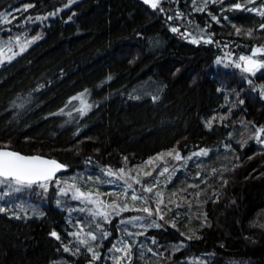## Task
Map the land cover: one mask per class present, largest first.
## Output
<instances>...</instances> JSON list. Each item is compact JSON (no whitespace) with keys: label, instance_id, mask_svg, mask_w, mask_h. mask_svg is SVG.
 Segmentation results:
<instances>
[{"label":"trees","instance_id":"1","mask_svg":"<svg viewBox=\"0 0 264 264\" xmlns=\"http://www.w3.org/2000/svg\"><path fill=\"white\" fill-rule=\"evenodd\" d=\"M246 8L264 0H0V148L64 165L49 191L31 189L37 212H0V264H116L121 241L132 248L119 264H264V66L239 60L264 46V16ZM202 149L149 193L159 227L111 215L108 237L89 240L94 261L70 234L97 221L58 178Z\"/></svg>","mask_w":264,"mask_h":264},{"label":"snow or ice","instance_id":"2","mask_svg":"<svg viewBox=\"0 0 264 264\" xmlns=\"http://www.w3.org/2000/svg\"><path fill=\"white\" fill-rule=\"evenodd\" d=\"M207 2V0H206ZM215 2V0H213ZM249 3H254V0H248ZM144 3L149 4L153 9H156L159 4L160 0H144ZM220 3H223V0H220ZM32 7L31 4H26L24 6V10L26 11L28 8ZM235 8H241L240 3H236L233 5ZM19 11V9H17ZM161 11L164 9L161 8ZM198 10H203L202 8H198ZM247 11H255L258 15L264 16V10H261L259 8L252 9V8H246ZM51 15H55V13H52ZM178 17L181 14H177ZM172 17H169L171 19ZM36 19H41L40 17H37ZM43 19H47V17H44ZM213 19H216L213 17ZM3 22L9 23L10 21L7 19V16H4ZM261 29H264V23L260 25ZM173 32L179 31L178 28L173 27L171 29ZM237 32H239V29H237ZM252 33L249 32L247 35H251ZM39 39V37H36ZM207 43H211V40L206 41ZM24 49L21 48V51ZM7 51L11 52V47H8ZM3 52V49H0V53ZM13 55H16L14 53ZM256 55L264 56V46L257 47L252 50V54L250 56H240L239 60L246 62L247 65H250L251 67L244 68L245 71H252L253 68H255L257 65L264 66V61H257L254 60L253 57ZM12 57H9V60ZM217 63H220L218 60ZM236 67H241L239 63L236 64ZM111 79V77H109ZM84 95V93L81 94L80 97H73L72 100H80L82 107L78 109L80 113L83 115L85 114L86 109L90 108V105H86L84 101L81 99V97ZM155 99V97H154ZM243 101H241L242 103ZM71 103V101H69ZM208 126H211V122H209ZM261 134H264V128H256L255 130V139L258 143L264 144V141H261L260 136ZM168 156L172 157L173 153L169 152L167 153ZM201 155H207V150L202 149L200 152L193 153L192 156L189 157H182L179 152L175 153V156L173 159L177 161L183 160L185 163H187V160L192 159L193 156L199 157ZM155 159L159 160L160 156L156 157ZM148 164H152L153 161L149 160L147 161ZM62 168H64V165L58 163L54 159H45L40 156H32V155H23L20 152L14 151L9 149L7 146H4L0 148V189H3V191H0V199H3L4 196H8L12 193H19L23 189H31L34 186L42 189L44 192L48 191V183L53 181L55 179V175L58 171H60ZM165 172H168V168L165 167L163 170L159 173V175H164ZM104 175L107 176H118L119 178H123L124 175V169H120L119 173L112 172L111 169H108L104 172ZM146 175H151V172L146 173ZM131 178V177H129ZM136 183H139V180L136 181ZM154 184L157 183V181L153 182ZM226 183V182H225ZM56 184L59 185L60 181L56 180ZM65 184L67 182L65 181ZM143 191L151 193L153 191L152 187L150 186H142ZM128 188H131V185H128ZM69 192H72L71 199L73 200H79L82 204L85 205H93L92 208L88 209L89 215L93 218V221H97L95 223V228L92 231L84 233V229L77 225V231L70 233L73 237L76 238L77 243L79 245H83L87 248V251L92 254V260L99 259V254L95 251L93 247L89 245V240L95 241L97 240V234H99L101 239H106L109 235V233L103 229L102 225L106 223H110V217L112 214L119 215L121 211L128 210V205L126 203L120 204L116 201L111 202L107 206L104 205L103 201H97L95 199H92L91 193H83L80 192L79 188H76L74 185H68L67 187H59V195L67 196ZM125 196L128 195V189L126 188L124 190ZM157 197L161 196V193H155ZM132 200H144L146 202L147 198L142 196H137L135 194V191L133 190L131 195ZM162 202V201H161ZM59 203V201L57 202ZM99 203V206L97 204ZM110 209V211L108 210ZM81 211H84V209H80ZM138 211H143L148 214V216L153 215V210L149 207H143L142 209H136ZM8 211L6 207L0 206V212ZM155 211L158 213L160 211L159 207L155 209ZM19 218V217H17ZM141 217H134L131 218L128 221H121V223H133L136 221H140ZM160 219H163V216H160ZM135 226V225H134ZM151 226L159 227V225H156L155 222H151ZM51 236L55 237L57 240L60 239V236L57 234V232L52 231ZM82 234L85 238H81ZM139 235H143V233H138ZM128 235H133L132 233H128ZM191 238V237H189ZM121 247H117L116 245H113V248L110 249V251H115L118 253H122V256L116 257V264H119V261L121 259H124L125 257L130 258L131 255V248L132 245L125 243L121 241ZM65 251H69L67 247L64 249ZM76 251H79V248L76 249ZM151 251V249H149ZM91 264V262H90Z\"/></svg>","mask_w":264,"mask_h":264},{"label":"rangeland","instance_id":"3","mask_svg":"<svg viewBox=\"0 0 264 264\" xmlns=\"http://www.w3.org/2000/svg\"><path fill=\"white\" fill-rule=\"evenodd\" d=\"M17 43V42H16ZM4 46L0 45V49H2ZM4 59V49L3 52L0 53V61ZM1 147H3L1 145ZM175 156V153H173V156L170 157L167 154L160 155V159H152L153 163L148 164L147 161L144 162L142 165L138 166H131L126 163L125 160H122L120 162V166L118 168H107L104 171L96 172V177L93 178H86L83 175H80L78 178H67V177H60L57 180L59 181H68L67 184L60 183L57 185L58 187H67L68 185H74L76 188H79L80 192H83L85 194L91 193L92 199L99 201H103L104 205L107 206L113 201H116L117 203L123 204L126 203L128 205V212H133L134 217H141L139 222L146 223L147 221H150L151 219L156 217L157 212L154 210V213L152 216H148L147 213L143 211H138L136 209H142L143 207H149L150 208V202H153L149 199V192L143 191L142 186H150L154 190L155 187L162 188V183L164 181H169L171 179V174L176 171L179 165L182 163H185L183 160L177 161L173 159ZM149 161V160H148ZM196 162V161H195ZM194 162V164H195ZM167 167L168 172H165L164 175H159V173L163 170V168ZM108 169H111L114 173H119L120 169H124V175L123 178H119L118 176H107L104 175V172ZM64 170V169H63ZM151 172V175H146V173ZM131 177V178H129ZM139 180V183H136V181ZM154 181H157V183H153ZM128 185H131V188H128ZM158 185V186H157ZM49 186V185H48ZM128 189V195L125 196V189ZM32 189V188H31ZM31 189H23L20 193L24 198L16 196V194L19 193H12L13 195H8L6 198L3 197V199H0V206L6 207L9 210H15L21 212L23 216L30 214H34L38 210V204L34 201H39L37 198H34L33 195H31L32 191ZM133 190L135 191V194L137 196L146 197V202L144 200H132L131 195ZM49 191V190H48ZM155 198H158L159 205L161 206V196L157 197L155 194H151ZM39 196V195H38ZM64 196V195H63ZM72 192H69L67 195L68 202H74L76 204L75 207H77V210L84 209V211L89 215L88 209L92 208L93 205H85L82 204L79 200H73L71 199ZM66 197V196H64ZM99 206V203L97 204ZM161 208V207H160ZM76 209V208H75ZM110 211V209H108ZM161 210V209H160ZM75 211V210H74ZM124 211H121L119 215H122ZM19 213V215H21ZM25 214V215H24ZM161 211H159V217L161 216ZM116 215V214H112ZM116 215V216H119ZM157 215V216H158ZM131 217V218H134ZM151 222V221H150Z\"/></svg>","mask_w":264,"mask_h":264},{"label":"water","instance_id":"4","mask_svg":"<svg viewBox=\"0 0 264 264\" xmlns=\"http://www.w3.org/2000/svg\"><path fill=\"white\" fill-rule=\"evenodd\" d=\"M254 60H255V59H254ZM242 66H243L244 68H246V67H251L250 65H247L246 62H244V61H243ZM258 67H260V65H257L255 68H253L252 71L256 70ZM32 156H33V155H32ZM34 156H37V155H34ZM40 157H41V156H40ZM42 158H45V157H42ZM45 159H49V158H45ZM54 160H55V159H54ZM56 161H57V160H56ZM57 162L60 163L59 161H57ZM60 164H61V163H60ZM61 172H63L62 169L56 173L55 178H56Z\"/></svg>","mask_w":264,"mask_h":264}]
</instances>
